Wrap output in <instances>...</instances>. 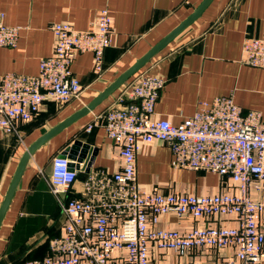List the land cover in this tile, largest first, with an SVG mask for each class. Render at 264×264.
Instances as JSON below:
<instances>
[{
	"label": "built area",
	"instance_id": "obj_1",
	"mask_svg": "<svg viewBox=\"0 0 264 264\" xmlns=\"http://www.w3.org/2000/svg\"><path fill=\"white\" fill-rule=\"evenodd\" d=\"M0 13V46L12 47L19 27L6 25ZM51 52L39 59L36 74H0V130L9 134L19 121L32 119L47 99L64 103L77 98L82 86L71 70L74 55L92 53L93 68H102L110 45L112 20L106 7L99 9L88 29L67 21L50 25ZM241 62L264 68V30L246 36ZM165 84L161 75L136 71L119 86V92L99 117L106 136L121 159L114 171L95 168L90 153L76 163L54 156L48 176L51 193L60 205L59 235L48 240L42 258L8 264H149L150 249L189 250L233 248L231 257L213 263L189 260L183 264H262L264 199L250 189L264 182V120L258 110L243 111L231 95L201 101L179 123L154 117V105ZM164 142L171 166L212 172L229 180V189L194 194L181 191H145L136 180V154L141 143ZM83 174L78 189L74 184ZM75 192L77 195L70 196ZM189 216L202 224L179 230L159 225L160 217ZM230 217L235 225L212 224Z\"/></svg>",
	"mask_w": 264,
	"mask_h": 264
},
{
	"label": "crops",
	"instance_id": "obj_2",
	"mask_svg": "<svg viewBox=\"0 0 264 264\" xmlns=\"http://www.w3.org/2000/svg\"><path fill=\"white\" fill-rule=\"evenodd\" d=\"M201 0H0L6 25L19 27L12 47L0 46V74H36L39 59L53 46L50 25L67 21L88 29L96 12L106 7L112 20L110 45L103 53L102 68H93L92 53L74 55L71 70L82 90L77 98L61 103L47 99L28 121H19L14 132L0 130V205L26 148L44 132L87 105L118 75L185 19ZM264 30V0H211L201 14L170 40L139 70L164 77L165 84L154 105V117L179 123L201 101L231 95L245 112L258 110L264 120V68L241 62L246 36ZM119 92L116 88L87 114L64 127L29 156L0 223V264L42 258L49 253L48 240L59 235L60 205L49 187L51 159L78 139L96 149L95 168L114 171L120 167L116 145L106 136L99 117ZM171 152L162 141L141 143L136 154V180L145 191H181L194 194L229 189V180L212 172L171 166ZM83 174L74 188L78 189ZM254 199H264V182L250 189ZM77 195L75 192L70 196ZM212 224L235 225L230 217ZM261 226L264 232V216ZM202 224L189 216L160 217L159 225L184 230ZM233 248L189 250L150 249L149 264H183L189 260L213 263L231 257ZM264 264V241L261 249Z\"/></svg>",
	"mask_w": 264,
	"mask_h": 264
},
{
	"label": "water",
	"instance_id": "obj_3",
	"mask_svg": "<svg viewBox=\"0 0 264 264\" xmlns=\"http://www.w3.org/2000/svg\"><path fill=\"white\" fill-rule=\"evenodd\" d=\"M211 0H201V2L193 9V11L183 19L176 27H174L170 32H168L164 37H162L158 42H156L148 51H146L142 56L136 59L127 69H125L120 75H118L103 91H101L96 97H94L87 105L83 106L76 112H74L69 117L57 123L55 126L44 132L39 138H37L32 144H30L16 166L13 173L11 181L8 185L6 194L0 205V223L11 199L13 191L17 185L19 177L22 170L30 156V154L37 149L41 144L47 141L50 137L55 135L57 132L62 130L67 125L78 120L90 110L96 107L103 99L109 96L116 88L127 81L136 71H138L149 59H151L161 48H163L170 40H172L176 35H178L182 30H184L189 24H191L205 9V7L210 3ZM90 153V161L87 162V166L84 169L88 170V166L96 154V149L91 148L89 143L83 142L81 140L75 139L70 145L65 146L58 154L59 157H67L71 160H75L76 163L70 162L69 168H77L79 162L85 159Z\"/></svg>",
	"mask_w": 264,
	"mask_h": 264
},
{
	"label": "trees",
	"instance_id": "obj_4",
	"mask_svg": "<svg viewBox=\"0 0 264 264\" xmlns=\"http://www.w3.org/2000/svg\"><path fill=\"white\" fill-rule=\"evenodd\" d=\"M23 260H25V259H23ZM18 261H22V260H15V261H12V262H18ZM11 263V262H10Z\"/></svg>",
	"mask_w": 264,
	"mask_h": 264
}]
</instances>
